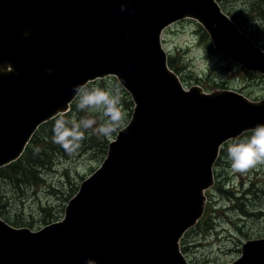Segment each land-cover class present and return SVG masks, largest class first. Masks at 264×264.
Instances as JSON below:
<instances>
[{
    "label": "water",
    "instance_id": "1",
    "mask_svg": "<svg viewBox=\"0 0 264 264\" xmlns=\"http://www.w3.org/2000/svg\"><path fill=\"white\" fill-rule=\"evenodd\" d=\"M186 17L219 52L264 74V52L215 0H0V168L69 109L75 84L116 75L136 103L64 222L33 233L0 216V264H189L179 242L203 215L219 145L264 123V101L185 91L161 34ZM233 264H264V238Z\"/></svg>",
    "mask_w": 264,
    "mask_h": 264
},
{
    "label": "rangeland",
    "instance_id": "2",
    "mask_svg": "<svg viewBox=\"0 0 264 264\" xmlns=\"http://www.w3.org/2000/svg\"><path fill=\"white\" fill-rule=\"evenodd\" d=\"M225 1L229 11L236 14L247 31L264 45V0L258 5L257 0ZM198 36H201V42ZM209 43L193 20L178 22L163 34L164 48L169 55L175 56L187 87L199 85L197 83L215 87L218 83L227 89L246 92L253 101L264 100V79L258 78L257 73H248L220 56L219 52L211 53ZM97 86L119 93L126 114L123 128L126 127L133 114V109L127 105L128 93L113 80ZM52 128H47L34 150L45 157L46 167L41 172L43 183L29 185L15 176L0 180L2 213L5 219L17 225L15 227L39 231L47 224L61 220L69 200L77 194L84 179L105 160L104 141H113L117 137L114 134L108 139L88 133L81 147L68 155L53 143ZM44 148L47 149L45 153ZM216 178L221 188L213 187L208 193L209 224L187 236L186 257L191 264H233L241 257L245 243L264 238V165L239 174L231 171L226 159L218 167ZM229 190L233 198L224 193ZM235 198L241 199L239 204L243 205L240 208L246 213L239 210Z\"/></svg>",
    "mask_w": 264,
    "mask_h": 264
},
{
    "label": "clouds",
    "instance_id": "3",
    "mask_svg": "<svg viewBox=\"0 0 264 264\" xmlns=\"http://www.w3.org/2000/svg\"><path fill=\"white\" fill-rule=\"evenodd\" d=\"M126 10L127 4H122L121 11ZM132 14H135V10ZM2 71L3 68L0 67V72ZM7 71L11 72L12 67L9 66ZM72 94L76 111L83 115H70L61 109L51 116L54 121L53 143L59 145L68 155L74 154L81 147L88 133L111 139L114 134L118 135L123 131L126 114L117 91L92 86L91 81H85L73 85ZM225 145L232 172L244 174L259 165H264V123L257 124L238 137L222 142L219 148L224 150ZM86 264L97 262L88 259Z\"/></svg>",
    "mask_w": 264,
    "mask_h": 264
},
{
    "label": "trees",
    "instance_id": "4",
    "mask_svg": "<svg viewBox=\"0 0 264 264\" xmlns=\"http://www.w3.org/2000/svg\"><path fill=\"white\" fill-rule=\"evenodd\" d=\"M218 1L221 2L223 5H225V3H226L225 0H218ZM257 1H258V3H257V5H258L260 3V0H257ZM229 14L235 20V22H237L241 27L245 28L244 31H245V33L248 34L249 32H247V29H246L243 21L241 19H239L238 16L236 14H234L233 12L229 11ZM204 35H205V37H207L208 42H210L208 35L206 33ZM251 36L256 42H259V44H261V46L263 45V43L261 41H259L256 37H254L252 34H251ZM263 47H264V45H263ZM210 52L211 53L216 52L211 44H210ZM169 62H170L171 67H173L175 70L179 71V69L175 65V59L174 58H170ZM258 78L264 79V77L260 76V75H258ZM199 82H201V81H199ZM103 83H105V82H103ZM214 85H215L214 88H217V89L224 88V85H221L218 83H215ZM127 105H128V108H130V109L133 108V103H132L130 97H128ZM53 123H54V121H52L48 124H45L44 126H42L39 129V131L36 133L35 137L33 138L31 145L29 146V148L27 149V151L25 152V154L23 155V157L20 160H18L17 162H15V163H13V164L5 167V168H2L0 170V180L5 179V178L10 177V176L11 177L15 176V178L17 177L19 180H21V182L26 181L27 182L26 184H29V185H33L35 182H38V185L43 183L41 172L43 170V167H46V162H44L45 157L43 155L36 154V152H34V150H35L37 144L40 142L41 138L44 136V133L47 130V128H50L51 126H53ZM248 134L250 135V133H248ZM104 142L105 143L103 144V147H102L103 153H104L103 155H105L107 153V149H108V141H104ZM226 147L227 146L225 145V149L222 150V154H221V157L218 161L217 167L220 166V163L222 161L227 159ZM45 152H47L46 148H44L43 153H45ZM224 193L231 195V197H229V198H233L231 190L226 191ZM240 200H241L240 198H238L237 200L235 198V201L238 202L239 210L241 209L240 205H243V204H239ZM241 210L243 213H246V211H244L243 209H241ZM2 212H3V208L0 205V213L3 215ZM10 223L16 225L13 222H10ZM208 224H209L208 221L204 219L203 221L200 222L198 227L201 228L203 226H207ZM186 240H187V238H185L182 241L184 253L187 252V247L185 246Z\"/></svg>",
    "mask_w": 264,
    "mask_h": 264
},
{
    "label": "bare ground",
    "instance_id": "5",
    "mask_svg": "<svg viewBox=\"0 0 264 264\" xmlns=\"http://www.w3.org/2000/svg\"><path fill=\"white\" fill-rule=\"evenodd\" d=\"M44 126V125H43ZM237 200V199H236Z\"/></svg>",
    "mask_w": 264,
    "mask_h": 264
}]
</instances>
